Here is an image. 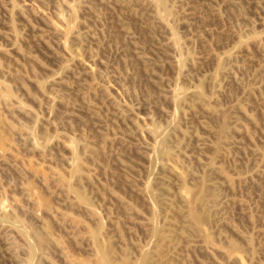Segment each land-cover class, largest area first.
Listing matches in <instances>:
<instances>
[{
    "label": "rangeland",
    "instance_id": "rangeland-1",
    "mask_svg": "<svg viewBox=\"0 0 264 264\" xmlns=\"http://www.w3.org/2000/svg\"><path fill=\"white\" fill-rule=\"evenodd\" d=\"M0 264H264V0H0Z\"/></svg>",
    "mask_w": 264,
    "mask_h": 264
}]
</instances>
